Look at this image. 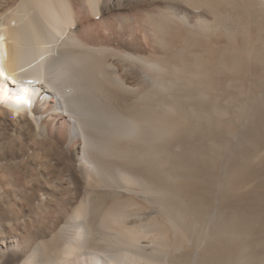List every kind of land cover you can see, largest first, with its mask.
<instances>
[{"label":"bare ground","instance_id":"obj_1","mask_svg":"<svg viewBox=\"0 0 264 264\" xmlns=\"http://www.w3.org/2000/svg\"><path fill=\"white\" fill-rule=\"evenodd\" d=\"M0 264H264V0H0Z\"/></svg>","mask_w":264,"mask_h":264}]
</instances>
